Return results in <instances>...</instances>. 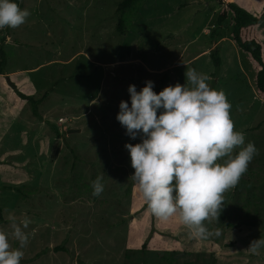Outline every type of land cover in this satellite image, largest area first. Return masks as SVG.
Returning a JSON list of instances; mask_svg holds the SVG:
<instances>
[{
  "label": "rangeland",
  "instance_id": "obj_1",
  "mask_svg": "<svg viewBox=\"0 0 264 264\" xmlns=\"http://www.w3.org/2000/svg\"><path fill=\"white\" fill-rule=\"evenodd\" d=\"M19 1L30 12L26 22L0 29L10 79L0 80V229L10 233L12 217L30 221L21 264H264V248L247 251L264 239V100L231 24H216L220 3L145 0L120 12L124 0ZM229 1L256 16L264 11V0ZM260 30L264 39V22ZM144 64L165 74L151 76ZM188 69L225 93L234 130L257 149L223 194L220 215L205 222L207 238L143 209L124 148L140 140L116 120L129 85L139 91L150 80L155 92L183 85ZM13 87L36 99L47 93L41 119ZM98 176L104 191L93 196Z\"/></svg>",
  "mask_w": 264,
  "mask_h": 264
},
{
  "label": "clouds",
  "instance_id": "obj_2",
  "mask_svg": "<svg viewBox=\"0 0 264 264\" xmlns=\"http://www.w3.org/2000/svg\"><path fill=\"white\" fill-rule=\"evenodd\" d=\"M29 16L15 0H0V29L17 28ZM184 76L183 85L159 93L150 80L139 91L129 85V101L121 100L116 120L130 140H140L124 148L134 169L130 178L151 214L161 221L176 217L194 236L207 238L212 233L205 222L220 215L223 194L239 183L257 149L234 130L225 93L211 88L209 77L195 69ZM91 187L92 195L100 196L102 177ZM29 223L12 217L11 232L0 229V264H21ZM10 237L19 247L11 246ZM261 248L264 239L253 240L247 251L256 255Z\"/></svg>",
  "mask_w": 264,
  "mask_h": 264
},
{
  "label": "trees",
  "instance_id": "obj_3",
  "mask_svg": "<svg viewBox=\"0 0 264 264\" xmlns=\"http://www.w3.org/2000/svg\"><path fill=\"white\" fill-rule=\"evenodd\" d=\"M145 0H124L118 7L120 12L130 9L135 4ZM220 3L221 9L218 12L216 24L218 27L223 26L229 22L231 24V39L236 45L237 49L246 55L247 60L253 66L256 71L255 87L256 92L261 100H264V39L261 33L260 27L264 22V11L260 15H253L246 11L236 3L230 2L224 3L223 0H207ZM20 7V1L15 0ZM121 23V22H120ZM210 57L214 63V66L221 68L222 60L217 50H213ZM8 62L7 53L0 47V75L5 74V68ZM13 91L26 103L31 105L32 114L41 119L39 113V107L47 97V93L40 99H36L33 95H27L19 92L15 87ZM162 89L156 90L159 93ZM143 209L148 210L145 203ZM6 223L4 218V209L0 205V227ZM142 249H148L143 245ZM54 251H64L62 247H56Z\"/></svg>",
  "mask_w": 264,
  "mask_h": 264
},
{
  "label": "crops",
  "instance_id": "obj_4",
  "mask_svg": "<svg viewBox=\"0 0 264 264\" xmlns=\"http://www.w3.org/2000/svg\"><path fill=\"white\" fill-rule=\"evenodd\" d=\"M144 66H145V69L147 70V72L149 73V72H151V73H149L151 76H163L165 73H163L164 72V70H162V71H156V70H153V69H150L147 65H145L144 64ZM0 80L2 81H6V80H10L9 79V77L6 75V74H4V75H0ZM11 93H13L12 91H11ZM0 110H1V108H0Z\"/></svg>",
  "mask_w": 264,
  "mask_h": 264
},
{
  "label": "water",
  "instance_id": "obj_5",
  "mask_svg": "<svg viewBox=\"0 0 264 264\" xmlns=\"http://www.w3.org/2000/svg\"><path fill=\"white\" fill-rule=\"evenodd\" d=\"M76 132H78V131H76V130H69L68 131V133H70V134H73V133H76Z\"/></svg>",
  "mask_w": 264,
  "mask_h": 264
}]
</instances>
